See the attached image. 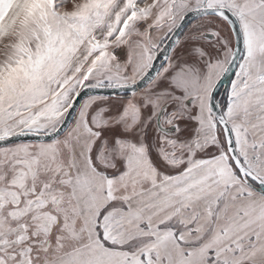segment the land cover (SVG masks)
<instances>
[{
  "label": "snow or ice",
  "instance_id": "obj_1",
  "mask_svg": "<svg viewBox=\"0 0 264 264\" xmlns=\"http://www.w3.org/2000/svg\"><path fill=\"white\" fill-rule=\"evenodd\" d=\"M0 264H264V0H0Z\"/></svg>",
  "mask_w": 264,
  "mask_h": 264
}]
</instances>
